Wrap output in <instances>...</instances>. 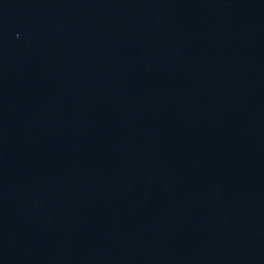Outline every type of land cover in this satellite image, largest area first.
Listing matches in <instances>:
<instances>
[{"label": "water", "instance_id": "95a60500", "mask_svg": "<svg viewBox=\"0 0 264 264\" xmlns=\"http://www.w3.org/2000/svg\"><path fill=\"white\" fill-rule=\"evenodd\" d=\"M79 264H264V0H74Z\"/></svg>", "mask_w": 264, "mask_h": 264}]
</instances>
